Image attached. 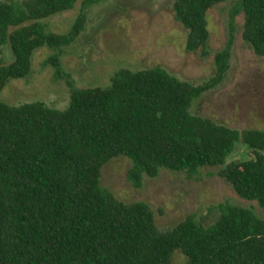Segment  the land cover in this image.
<instances>
[{"label":"trees","instance_id":"16d2710c","mask_svg":"<svg viewBox=\"0 0 264 264\" xmlns=\"http://www.w3.org/2000/svg\"><path fill=\"white\" fill-rule=\"evenodd\" d=\"M99 0H0V89L26 78L40 48L58 52L84 30L87 8ZM229 0H173L175 20L187 32V52L209 41L207 13ZM80 4L71 30L57 35L43 21ZM242 40L264 58V0H237ZM231 42L214 56L215 74L191 85L161 68L121 69L106 88L70 89L63 110L42 102L0 103V264H264V219L252 210L218 207V219L202 226L189 216L160 232L144 203L118 201L100 184L111 160L131 162L127 180L136 189L161 171L188 178L220 168L243 201L264 210V131L233 129L191 114L194 100L221 85L229 71ZM50 62L61 73L58 54ZM248 160H231L237 147ZM230 160V162H228Z\"/></svg>","mask_w":264,"mask_h":264},{"label":"rangeland","instance_id":"374dc122","mask_svg":"<svg viewBox=\"0 0 264 264\" xmlns=\"http://www.w3.org/2000/svg\"><path fill=\"white\" fill-rule=\"evenodd\" d=\"M236 1L229 0L207 13L206 48L187 52V32L174 18L173 0H99L87 8L84 30L77 40L58 53L48 48L36 50L29 75L0 89V103L18 106L42 102L63 111L70 102V89L60 75L69 76L79 89L106 88L121 69L161 68L180 81L199 85L213 77L215 54L231 42L224 82L194 100L190 112L233 129L264 131V58L254 55L242 40V13L234 20L230 38V13ZM80 9L78 3L74 10L43 21L46 30L57 35L68 33ZM56 54L61 73L50 62ZM11 59L9 49L1 48L0 62ZM250 157L247 149L238 146L231 160ZM130 168L131 162L124 157L111 160L101 170V187L125 204H146L160 232L189 216L202 226H210L218 219V207L225 204L252 210L264 219V210L241 200L219 176L220 168L201 170L193 178L161 171L156 178L145 177L139 189L127 180ZM185 263L180 252L173 254L171 264Z\"/></svg>","mask_w":264,"mask_h":264}]
</instances>
